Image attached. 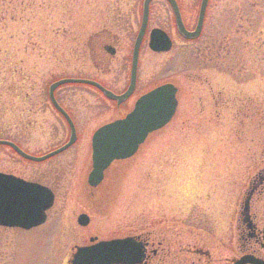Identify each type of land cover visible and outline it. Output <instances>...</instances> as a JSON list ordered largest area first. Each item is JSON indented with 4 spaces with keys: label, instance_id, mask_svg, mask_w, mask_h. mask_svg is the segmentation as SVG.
<instances>
[{
    "label": "rangeland",
    "instance_id": "rangeland-1",
    "mask_svg": "<svg viewBox=\"0 0 264 264\" xmlns=\"http://www.w3.org/2000/svg\"><path fill=\"white\" fill-rule=\"evenodd\" d=\"M210 5L202 39L181 44L173 36L168 52L155 54L145 45L139 50L127 110L140 94L171 82L177 87L175 113L133 156L113 162L89 196L80 188H88L90 135L119 113L90 85L55 90L81 97L73 104L79 140L68 150L33 163L0 145V170L23 167L28 176L38 170L42 182H59H52L55 202L41 227L18 233L16 241L0 230V264H69L74 246L88 244V236L110 239L149 230L177 239L186 234L185 240L197 239L227 256L229 245L221 237L229 238L226 229L235 231L247 177L264 159V0ZM139 17L128 14L120 0H0V139H12L33 155L60 146L69 130L50 106L49 84L65 77L102 84L89 45L99 44L94 34L106 21L127 44L125 61L112 67L115 80L105 81L118 91L128 82ZM212 34L217 47L210 44ZM80 212L89 216L86 227L76 223Z\"/></svg>",
    "mask_w": 264,
    "mask_h": 264
},
{
    "label": "water",
    "instance_id": "water-1",
    "mask_svg": "<svg viewBox=\"0 0 264 264\" xmlns=\"http://www.w3.org/2000/svg\"><path fill=\"white\" fill-rule=\"evenodd\" d=\"M148 1L142 5V18L139 30L131 53L130 76L126 90L121 94L112 93L100 83L85 78H62L48 87V96L54 106L66 118L69 124L70 134L67 142L62 146L41 156H33L25 153L16 144L8 140L0 139V145H7L22 158L33 161H42L53 156L71 145L76 139V132L67 113L56 103L53 91L59 85L65 83L90 84L101 91L109 99L117 104L129 97L134 90L136 81L137 61L140 40L146 27L148 15ZM174 8L178 31L186 38H196L202 27L204 11L207 0H202L197 22L194 30L188 31L179 19L178 10L173 0H169ZM148 47L151 51L165 52L170 49L171 41L160 30L152 29L149 34ZM177 87L170 82L163 83L140 95L134 101L132 109L123 117L101 124L91 137V169L87 174L88 185L94 187L101 183L104 173L110 163L131 157L143 143L146 137L166 125L175 112L177 106ZM53 194L47 187L32 184L11 174L0 172V225L18 226L25 229L32 225H38L45 221L46 210L52 205ZM248 197L243 203V211H246ZM78 223L86 225L88 217L85 214L78 215ZM93 241V239H91ZM143 245L136 237L127 236L107 240H98L89 245L75 246L70 256L69 264H136L144 255ZM256 264V259L249 255L239 257L235 264Z\"/></svg>",
    "mask_w": 264,
    "mask_h": 264
},
{
    "label": "flooded vegetation",
    "instance_id": "flooded-vegetation-1",
    "mask_svg": "<svg viewBox=\"0 0 264 264\" xmlns=\"http://www.w3.org/2000/svg\"><path fill=\"white\" fill-rule=\"evenodd\" d=\"M176 4V9L178 10L179 14V19L181 20L184 29H188V31H192L197 22V17L199 13V7L202 2V0H173ZM121 3L124 4V7H126V11L128 14H135L139 12V18L141 20L142 17V4L144 0H120ZM218 0H207L206 1V6L205 11H204V17L202 21V27L200 30L199 35L193 39V40H199L202 39L203 37V32H204V26H205V21H206V13L208 9L210 8V3H213L212 6L214 8L216 7V3ZM113 14V11L111 12ZM195 17V22H192V18ZM111 17V16H110ZM116 18L112 20V24H114L119 18V16L116 14ZM102 19H105L103 17ZM139 20V25L140 21ZM118 22V21H117ZM102 30L100 33H95L94 37L95 39L97 38L99 44L94 47L92 44L89 45L90 54L93 60L94 67L96 70H98L99 76L102 77V86L105 88L109 89V91H113V93L120 94L124 92V90L127 88L128 82H129V75H128V82L127 84L123 85L118 91H114L113 88L109 86V83L115 80V76H117L115 71H112V67H115V63H118L120 66L123 64L125 61V56L123 53L124 47L127 46L125 44L122 36L116 32L114 28L107 27L106 26V21H102ZM115 27V26H114ZM116 28V27H115ZM139 28V26H138ZM152 29H157L162 31L167 38L171 41V46L170 49L175 45V40L173 36L179 37L181 44H184L187 39L178 31L177 29V24H176V19H175V13H174V8L172 4L170 3L169 0H149L148 1V15H147V22H146V27L142 39L140 40V50L143 45H145L148 49V40H149V34ZM138 30V29H137ZM126 36L129 35L125 31ZM137 34V32H136ZM135 34V37H136ZM212 38L214 40H211L212 42L210 43L213 47V44L216 43V35L212 34ZM190 41V40H188ZM134 42V40H133ZM133 45V44H132ZM217 47V43H216ZM97 48V49H96ZM98 50V51H97ZM139 51V50H138ZM149 51H151L149 49ZM140 52V51H139ZM152 53L155 54H162L165 52H155L151 51ZM131 57V56H130ZM216 61V60H215ZM217 63V62H216ZM219 66L218 64H216ZM129 71H130V64H129ZM130 73V72H129ZM119 74V72H118ZM90 78V77H89ZM94 79V78H91ZM97 80L98 79H94ZM105 81H108L109 83ZM136 81H137V75H136ZM136 87V84H135ZM135 87L134 90L135 91ZM132 91L131 95L127 97L124 101L120 102L119 104L116 103L115 100L108 99L106 98L101 92L99 94L101 97L104 98V100L111 101V103L114 104L115 108L119 111L118 116L116 118H121L122 116L125 115L127 110V102L134 93ZM55 98L56 103L68 114L69 118L72 121V125H74L75 132H76V139L74 142L69 145L68 148L65 150L53 155L49 156L47 159L54 158L55 156H58L68 150L70 147H72L78 140H79V133L77 131V123L74 118V110L75 101L76 99H81V97H71L69 95L62 94V96H59L56 94V91L53 92V95ZM136 99V98H135ZM49 100V99H48ZM67 103L69 104H66ZM133 102V101H132ZM50 106L54 110L55 114L65 122V126H67L69 133L65 141L62 143H66L69 134H70V129H69V124L66 121V118L62 116V114L54 107L52 106L50 100H49ZM215 103L218 104V99H215ZM133 104V103H132ZM121 110V112H120ZM106 123V122H105ZM101 126V125H99ZM98 126V127H99ZM95 130V129H94ZM93 130V131H94ZM93 133V132H92ZM91 136L89 139V152L91 154ZM61 144V145H62ZM262 155L264 156V149L262 150ZM89 154L90 158V164H91V155ZM264 158V157H263ZM28 162H33V163H38V161H33L28 160L26 158H20ZM46 159V160H47ZM42 162V161H39ZM261 164L259 167H257V170L255 173L250 175V179L248 181L247 177V182H246V189H245V194H244V199L242 201L241 206L239 207V216L237 217V224L235 225V231L233 230V227L230 229H226L225 233H228L229 238L224 239L226 245H229V249L227 252V256H222V255H217L210 246H205L202 244H199L198 240L194 241H187L185 240V235L183 237H171L170 234H158V232L154 231H148L144 234L136 233L134 236L137 238V240L142 243L143 245V251L144 255L139 263L136 264H235V262L239 259V257H242L244 255H249L252 258L256 259V264H264V159L260 161ZM89 164V165H90ZM20 168V167H19ZM9 169V168H8ZM56 169V168H55ZM91 169V165L89 166V170L87 174L89 173ZM20 170V169H19ZM21 171V173H20ZM19 172H15L12 170H0V172H4L6 174H12L16 177H19L21 179H24V181L34 184L41 185L43 187H47L50 189V191L53 194V203L52 206L54 205L55 202V196H56V188L54 187L55 185L52 184L54 181L53 177H50L47 179L48 183L42 182V173L38 170H35L30 174V176H35L31 177L26 174L25 168L21 167V170ZM34 174V175H33ZM87 174L86 175V181L85 185H87V189L85 188H80V190L83 191L82 195L85 197L90 195V190L89 189H94L99 187L101 183L97 184V186L94 185V187L88 185L87 183ZM50 175V174H49ZM51 176V175H50ZM105 177V175H104ZM104 180V178H103ZM56 184L59 185V182L55 179ZM88 190V191H87ZM87 191V193H85ZM81 192V191H80ZM246 196L248 197V203H247V209L246 211H243V203L244 200L246 199ZM52 206L46 210V218L45 221L47 220V212L52 208ZM83 213V212H80ZM78 213L77 215H79ZM76 215V223L78 224V219ZM45 221L41 224L38 225H32L27 227L26 229L24 227H18V226H4L0 225V230L5 229L8 232L13 233L12 239L16 241L17 234L22 233V232H30L33 229H36L37 227H41ZM90 219H88V223L86 224L87 226L89 225ZM201 222L199 218L197 220L195 219L196 227L198 223ZM86 225H83L82 227H86ZM78 226H80L78 224ZM6 231V232H7ZM4 232V231H3ZM234 234L237 236V244L235 245L234 242ZM226 235V234H225ZM194 237H200V232H196ZM226 237V236H225ZM91 238H94V235L88 236V240L90 242ZM95 239V238H94ZM96 240V239H95ZM220 247H222L220 245ZM223 248V247H222ZM221 248V249H222ZM246 264H251V263H246Z\"/></svg>",
    "mask_w": 264,
    "mask_h": 264
}]
</instances>
